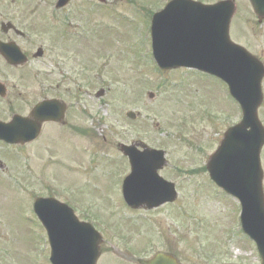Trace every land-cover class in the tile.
<instances>
[{"label": "rangeland", "instance_id": "1", "mask_svg": "<svg viewBox=\"0 0 264 264\" xmlns=\"http://www.w3.org/2000/svg\"><path fill=\"white\" fill-rule=\"evenodd\" d=\"M98 1L77 0L75 7L72 27L81 37L72 44V72L80 103L71 128L46 127L25 148L0 144V264H50L47 236L33 211L38 197L50 196L107 230L117 249L128 234L137 250L146 246L154 256L168 249L182 264H261L255 244L240 231V203L203 171L224 132L240 123L239 106L222 83L200 71L157 68L150 19L170 0H105L107 7ZM234 16L230 37L264 63V23L247 0L237 1ZM100 89L106 94L97 99ZM129 111L139 114L134 121ZM259 115L264 123V102ZM135 141L167 152L161 176L176 184L175 204L140 212L123 202L130 167L118 145ZM113 252L99 264H132Z\"/></svg>", "mask_w": 264, "mask_h": 264}, {"label": "water", "instance_id": "2", "mask_svg": "<svg viewBox=\"0 0 264 264\" xmlns=\"http://www.w3.org/2000/svg\"><path fill=\"white\" fill-rule=\"evenodd\" d=\"M236 0L205 5L193 0H173L153 20L154 57L162 70L181 67L195 68L217 76L227 83L232 98L239 102L242 121L225 132L218 150L207 166L211 179L226 194L241 202V222L244 232L256 243L264 264V172L261 152L264 147V127L258 111L263 103L262 81L264 65L245 48L232 42L230 27L236 12ZM259 18L264 20V0H249ZM153 97V95L151 96ZM42 106L35 114L39 120H57L47 116ZM128 117L134 119V113ZM0 124V139L17 142L24 138L19 124ZM33 137V136H31ZM29 140L30 136L26 134ZM135 146H122L131 159L132 173L124 184L125 202L132 208H158L177 199L175 185L162 179L159 171L167 165L165 153ZM35 211L47 229L52 248V264H97L100 256V235L86 223H81L67 205L54 199H39ZM141 264H176L173 258L159 255Z\"/></svg>", "mask_w": 264, "mask_h": 264}, {"label": "flooded vegetation", "instance_id": "3", "mask_svg": "<svg viewBox=\"0 0 264 264\" xmlns=\"http://www.w3.org/2000/svg\"><path fill=\"white\" fill-rule=\"evenodd\" d=\"M58 1L0 0V120L8 123L15 116L31 117L38 104L53 102L65 117L59 123H44L40 137L46 127L68 131L77 110L75 104L80 103L78 78L72 72L76 69L72 24L78 2L70 0L59 8ZM98 2L106 5L105 0ZM65 70L73 75L64 77ZM103 245L100 261L115 250ZM162 253L175 256L168 249ZM122 256L125 261L132 259Z\"/></svg>", "mask_w": 264, "mask_h": 264}]
</instances>
